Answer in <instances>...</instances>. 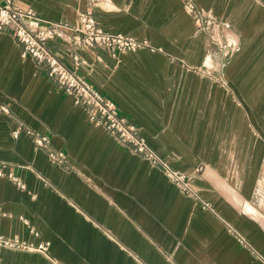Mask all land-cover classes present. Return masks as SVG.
Instances as JSON below:
<instances>
[{
	"label": "crops",
	"instance_id": "0c3cea01",
	"mask_svg": "<svg viewBox=\"0 0 264 264\" xmlns=\"http://www.w3.org/2000/svg\"><path fill=\"white\" fill-rule=\"evenodd\" d=\"M191 1L199 20L184 0L97 1L101 27L152 48L113 55L66 36L48 46L210 209L92 122L0 29V234L28 246H0V264H264V134L251 110L264 106V0ZM90 3L14 0L69 24Z\"/></svg>",
	"mask_w": 264,
	"mask_h": 264
},
{
	"label": "built area",
	"instance_id": "2783aa9c",
	"mask_svg": "<svg viewBox=\"0 0 264 264\" xmlns=\"http://www.w3.org/2000/svg\"><path fill=\"white\" fill-rule=\"evenodd\" d=\"M90 1L85 9H79L74 24L48 21L39 17L32 8H15L14 0H0V29L9 31L23 46L24 54H29L35 62L45 68L50 79L63 89L81 106L89 118L98 126L106 128L123 145L129 146L135 153L161 168L165 175L186 195L202 202L204 208L210 204L200 198L191 186V177L185 172L175 170L166 160L159 156L140 136L138 129L118 114L114 102L106 99L83 75L67 66L48 46L58 36L68 38L76 45L100 47L113 55L124 52H135L143 48H152L145 40L122 33H115L101 27L95 17V6L98 0ZM186 10L199 20L196 6L191 0H184ZM74 64H80L81 58L74 56ZM47 137L38 138L36 142L44 145ZM50 156L57 162H63L61 152H51ZM5 165H0V177L7 175ZM9 177L15 178L11 173ZM0 246L21 248L28 247L18 238H7L0 234ZM32 247V246H29ZM46 246L39 249L46 250Z\"/></svg>",
	"mask_w": 264,
	"mask_h": 264
},
{
	"label": "rangeland",
	"instance_id": "374dc122",
	"mask_svg": "<svg viewBox=\"0 0 264 264\" xmlns=\"http://www.w3.org/2000/svg\"><path fill=\"white\" fill-rule=\"evenodd\" d=\"M255 93L257 95V97H255V98H263L264 99V92L257 91ZM261 102H263V101H261ZM251 110H252V114L255 115V119H256L255 125L252 124L254 126L255 131L257 133L259 131H261L264 134V106L261 105V106L252 107ZM260 177H261L260 178L261 187L259 188L260 192L257 194V196L255 198V207L257 208V211L260 212V214L264 218V174H262V176H260Z\"/></svg>",
	"mask_w": 264,
	"mask_h": 264
}]
</instances>
